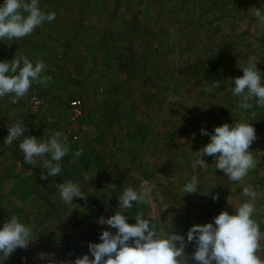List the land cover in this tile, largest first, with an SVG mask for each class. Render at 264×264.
<instances>
[{"label": "rangeland", "instance_id": "obj_1", "mask_svg": "<svg viewBox=\"0 0 264 264\" xmlns=\"http://www.w3.org/2000/svg\"><path fill=\"white\" fill-rule=\"evenodd\" d=\"M39 4L45 13H56L54 21L30 36L0 41V61L41 60L47 66L42 75L50 77L47 86L33 82L16 104L10 96L0 98V227L17 215L36 232L34 242L3 264H74L85 254L94 259L89 243H101L105 230L117 231L99 221L115 215L124 188L140 191L141 181L156 187L147 203H134L123 213L127 222L135 224L137 214L154 218L165 236L172 230L185 241L193 225L213 222L223 211L235 214L248 199L243 187L257 190L253 218L264 259V108L255 100L253 108H241V98L232 95L249 58L264 75V24L253 15L254 8L264 12V0ZM213 81L219 88L205 92ZM74 99L82 101L79 115ZM18 119L26 128L22 138L45 139L57 131L67 137L60 175L42 180L47 170L24 163L19 141L5 145L9 124ZM239 122H250L256 133L249 147L256 167L243 182H230L213 156L205 155L208 166L194 170L193 153L210 142L214 128ZM79 149L82 155L71 162ZM29 168L33 176H26ZM193 174L198 191L184 194ZM67 180L78 182L85 198L62 202L57 184ZM195 251L193 240L184 249L187 264H197L191 258Z\"/></svg>", "mask_w": 264, "mask_h": 264}, {"label": "clouds", "instance_id": "obj_2", "mask_svg": "<svg viewBox=\"0 0 264 264\" xmlns=\"http://www.w3.org/2000/svg\"><path fill=\"white\" fill-rule=\"evenodd\" d=\"M27 13V15H23ZM253 15L264 24V12L254 8ZM56 18L55 12L45 13L41 10L39 0H4L0 4V41L13 40L30 36L33 31ZM46 64L37 60L35 63L26 56L16 57L12 61H0V98L10 96V103L16 104L28 95L33 82L47 86L50 77L42 75ZM241 77L234 79L235 87L232 95L240 97L239 107L264 108V75L257 69V61L249 58L246 65L240 67ZM220 83L213 81L204 88L212 92L219 88ZM36 101V97L32 98ZM179 97H169V102L178 101ZM38 102V101H37ZM26 128L23 120H17L8 126L5 145H13L19 141V149L24 154V163L36 166L38 163L47 170L41 172L40 178L60 175L62 158L68 152L67 137L57 131L45 139L34 136L23 137ZM202 134L208 133L202 130ZM256 139L254 127L250 122H239L234 125L227 123L215 127L210 136V142L193 153L192 168L203 169L206 163L205 155L213 156L215 168L223 171L230 182H243L250 170L256 167V159L249 147ZM83 153V149L73 154L75 162ZM50 157V158H49ZM26 176H33L29 168ZM87 179V177H86ZM198 175L193 174L183 186L184 194L198 191ZM113 190L116 186L112 185ZM154 184L141 181L140 191L132 187L124 188L118 196L119 211L108 219H101L100 224H106L117 229L113 234L107 230L100 235L101 243H89V255L77 257L74 264H187L184 249L195 240L196 251L192 259L197 264H264V259L258 255L260 251L259 224L253 218L256 212V201L260 192L251 187H243L241 194L248 199L235 208V214L229 215L223 211L213 218V222L204 225H193L187 232V240L183 235L172 230L165 236L163 227H158L159 221L135 215V224H129L123 214L132 209L134 203H147L155 189ZM60 198L66 204H72L74 198H85L86 194L78 182L72 180L57 184ZM123 210V211H122ZM162 225V224H160ZM36 239L34 229L21 222L17 215H11L0 227V264L7 260L17 248L26 249L30 242ZM64 264H73L65 261Z\"/></svg>", "mask_w": 264, "mask_h": 264}, {"label": "built area", "instance_id": "obj_3", "mask_svg": "<svg viewBox=\"0 0 264 264\" xmlns=\"http://www.w3.org/2000/svg\"><path fill=\"white\" fill-rule=\"evenodd\" d=\"M37 101H38V102H37ZM34 102H35V104H38V103H39V99L36 98V101H34ZM71 106L73 107L75 113H76L77 115H79L80 112H81L80 110H81V108H82V101H81V99H74V100L71 102Z\"/></svg>", "mask_w": 264, "mask_h": 264}, {"label": "crops", "instance_id": "obj_4", "mask_svg": "<svg viewBox=\"0 0 264 264\" xmlns=\"http://www.w3.org/2000/svg\"><path fill=\"white\" fill-rule=\"evenodd\" d=\"M190 256V255H189ZM192 258V257H191ZM191 260H189L187 263H189Z\"/></svg>", "mask_w": 264, "mask_h": 264}]
</instances>
